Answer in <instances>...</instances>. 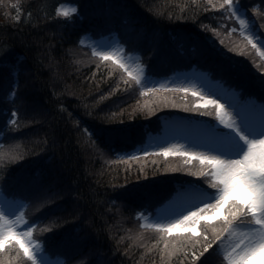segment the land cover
<instances>
[{
	"label": "trees",
	"instance_id": "trees-1",
	"mask_svg": "<svg viewBox=\"0 0 264 264\" xmlns=\"http://www.w3.org/2000/svg\"><path fill=\"white\" fill-rule=\"evenodd\" d=\"M241 2L248 17L255 20L258 34H264V4L260 0ZM61 4L76 6L79 16L73 14L67 21L62 16L56 18ZM121 10L135 17L137 28L143 26L145 35L138 43L123 38ZM169 14L173 21L168 20ZM16 15L21 16L20 21L14 19ZM225 17L226 13L212 10L207 0H200L199 5L196 0H0V52L7 53L0 56V153L26 155L20 166L42 170L39 183L24 195L29 198L26 219L39 221L42 227L50 222L55 226L51 233H38L49 259L75 264L80 251L91 250L96 254L93 264H180L183 258L165 253L161 235L144 227L139 213L146 205L152 206L151 212L178 179L197 178L184 172H164L162 158L156 164L149 158L145 175L139 171L140 164L124 162L127 156L97 151V140L84 129L115 127L111 116L117 113L127 133L118 148L133 151L161 134L162 122L170 115L196 114L159 105L152 115L140 110L148 99L141 95L143 89L125 85L122 70L114 73L112 63L99 61L81 40L87 33L95 39L119 36L126 53L139 55L152 76L167 78L191 69L206 72L218 58L206 46L200 55H193L190 45L185 47L186 56L178 54L169 33L182 32L202 46L209 39L215 41L229 57L262 74L257 65H264V57L250 45L240 52L243 38L239 31H231L239 27L238 22ZM201 24L208 28L202 29ZM157 32L161 34L159 43ZM153 47L157 54L150 56ZM231 48L237 50L229 51ZM17 80L18 94L13 96ZM101 96L108 99L101 101ZM14 107L19 115L12 126L7 120ZM12 187L20 189L18 182ZM78 229H83L80 235L86 233L79 245L59 243L65 233ZM206 264L220 261L212 255Z\"/></svg>",
	"mask_w": 264,
	"mask_h": 264
},
{
	"label": "snow or ice",
	"instance_id": "snow-or-ice-1",
	"mask_svg": "<svg viewBox=\"0 0 264 264\" xmlns=\"http://www.w3.org/2000/svg\"><path fill=\"white\" fill-rule=\"evenodd\" d=\"M260 2L264 4V0ZM196 3L199 5L200 0ZM207 5L214 11L226 13V20L238 22L239 27L231 31H239L243 38L238 45L241 53L250 45L264 57V34H258L255 20L248 17L241 0H207ZM73 14L79 16L75 7L56 9V18L62 16L66 21ZM14 19L20 21L21 16L16 15ZM156 19L159 22L160 17ZM168 20L173 21L171 14ZM136 24L130 12L121 10V32L125 41L134 38L138 43L143 39L145 30L143 26L137 28ZM200 27L207 29L208 25ZM211 31L219 35L216 28ZM160 35L156 33V43ZM169 38L178 54L186 56L185 47L190 45L193 55H200L206 46L218 58L217 62L208 65L206 72L197 77L160 82L146 72L139 55L125 54L126 45L120 42L119 36L107 43L93 41L91 47L99 61L112 63L114 73L122 70L125 85L143 89L141 95L148 99L140 110L152 115L159 105L196 115L176 122L170 128L174 131L168 132L160 142L133 151L118 148V142L123 143L127 133L117 113L111 116L115 127L96 131L85 128L84 131L97 140L94 147L101 154L127 156L124 162L140 164L139 171L145 175L149 158H153L152 164L162 158L166 165L164 172H184L197 178L178 179L151 212L152 206L146 205L139 213L146 221L144 227H151L161 235L165 253L170 258L182 257L180 264H206L207 257L215 255L220 264H264V65H257L262 73L257 74L238 63L235 57H229L211 39L202 46L194 37L182 32H170ZM136 51L133 45V52ZM6 54V50L0 52V56ZM156 54L157 48L153 47L149 55ZM245 89L251 91L245 92ZM17 94L18 80L12 95ZM111 95L113 93H109ZM106 99L108 97L101 96V101ZM18 115L19 109L14 107L7 124L15 126ZM26 158V155L8 157L0 153V264H50L42 244L43 236L38 233H51L55 226L50 222L48 227H42L39 221L26 219L29 198L24 191L37 185L42 175L40 168L20 166L19 162ZM12 164L17 167L13 169ZM17 182L20 189H13L12 184ZM80 231L83 229L65 233L59 243L79 245L86 239V233L80 235ZM95 255L91 250L80 251L75 264H93Z\"/></svg>",
	"mask_w": 264,
	"mask_h": 264
},
{
	"label": "rangeland",
	"instance_id": "rangeland-1",
	"mask_svg": "<svg viewBox=\"0 0 264 264\" xmlns=\"http://www.w3.org/2000/svg\"><path fill=\"white\" fill-rule=\"evenodd\" d=\"M59 7H63L65 9H68L70 10L71 8L75 7L74 5H70V4H61ZM91 37V38H89ZM117 39V37H115L114 35H110V37H103V38H100V39H94L92 34L91 35H84L82 40H81V43L83 45H88L91 47L93 41H96V40H99L103 43H107L109 41H115ZM92 48V47H91ZM126 55H129V54H132V55H137L135 53H125ZM201 73H205V71H194L193 69L191 70H188L184 73H179V72H176V73H172L170 76H168L167 78H160V77H156V76H153V78L157 81H160V82H167V81H179V80H183V79H191V78H194V77H197L199 76ZM149 86H153V85H149ZM158 86V85H156ZM169 87L173 86L172 84H168ZM182 118L184 117H179V116H176L175 114L174 115H170V117L168 119H166L164 122H162L164 128L162 129L161 131V134L157 135V136H154L152 138H150L148 140V143L146 145H151V144H155V143H158L160 142L161 140H163L166 135L168 134V132H172L174 130H170V128L176 123L178 122L179 120H181ZM149 150H152V149H149ZM159 210V209H157ZM142 220V223L145 224L146 221L145 219H141ZM148 223H151V221H147ZM50 260V264H56L57 261H53V259H49Z\"/></svg>",
	"mask_w": 264,
	"mask_h": 264
}]
</instances>
